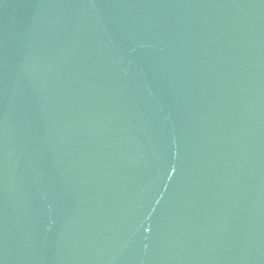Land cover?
I'll return each mask as SVG.
<instances>
[{"label": "water", "instance_id": "95a60500", "mask_svg": "<svg viewBox=\"0 0 264 264\" xmlns=\"http://www.w3.org/2000/svg\"><path fill=\"white\" fill-rule=\"evenodd\" d=\"M0 264H264V0H0Z\"/></svg>", "mask_w": 264, "mask_h": 264}]
</instances>
